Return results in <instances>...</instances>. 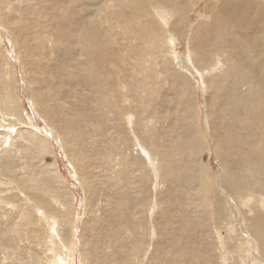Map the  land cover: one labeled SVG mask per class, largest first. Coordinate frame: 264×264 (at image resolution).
<instances>
[{
	"label": "rangeland",
	"instance_id": "obj_1",
	"mask_svg": "<svg viewBox=\"0 0 264 264\" xmlns=\"http://www.w3.org/2000/svg\"><path fill=\"white\" fill-rule=\"evenodd\" d=\"M175 1L143 0L131 19L134 0H0V97L5 84L18 114L0 103V167L13 173L0 176V264H264L248 211L264 207L244 102L254 74L232 42L244 37L225 0ZM249 1L226 10L242 27ZM228 171L241 172L240 200L223 197ZM205 175L229 208L220 229ZM219 237L240 249L226 263Z\"/></svg>",
	"mask_w": 264,
	"mask_h": 264
},
{
	"label": "bare ground",
	"instance_id": "obj_2",
	"mask_svg": "<svg viewBox=\"0 0 264 264\" xmlns=\"http://www.w3.org/2000/svg\"><path fill=\"white\" fill-rule=\"evenodd\" d=\"M143 0H134L133 4L131 5L129 9V15L131 16V19L133 18H136L137 16L141 15L140 14V10L143 9V7L145 5H142L141 2ZM147 1V4L149 5L152 1H153V4H155V2H164L165 0H146ZM177 1V0H176ZM175 1V2H176ZM189 1V0H188ZM232 0H225L224 1V4L222 5V8H220V10H223L224 14H225V18H226V21L227 22H230L232 20L233 22V27L236 28V34H240L241 37H244L243 38V46L241 47V49H239V44L238 42H236L234 39H233V43H234V46H236V44L238 45V50H235L238 51L240 54L243 53V51H247L248 54H249V63H247V67L250 68V70L252 71V75L254 74V77H253V80L251 81V84L254 83L255 84V92H251L250 91V95L247 96L246 98H244V102L246 104L249 103V99H251L252 101H254V104L252 106V109L250 108V106L247 107V116H251L252 118V123L250 124L251 126V129H252V125L255 126V137H254V132L252 133L251 136L248 135V138H249V142H252V144L255 143L256 145V148L258 147V151L261 153L264 154V38H261V39H258V35L259 33H263L264 35V0H256L257 2L254 4L256 5V9L255 11L253 12V16L249 17V16H246V18H251L250 19V23H247L248 26H243L242 27V24H244V19L243 20H237L239 19L236 18V14L233 15L232 13H228L226 12L227 8H230L232 10H235L236 9V6L233 7V6H229L228 3H230ZM235 1V0H233ZM243 2L242 3H239V5H242V4H246L247 5V2L249 0H242ZM252 1V0H251ZM250 3V1H249ZM248 3V8H252L253 6H251V3L249 4ZM161 4V3H160ZM159 4V5H160ZM171 4V3H170ZM178 3L176 2V6H179L177 5ZM237 5V3H234ZM165 5V4H164ZM192 5V4H191ZM250 5V6H249ZM162 6V5H161ZM122 7V6H121ZM168 8V5L166 6ZM242 7V6H241ZM170 8V7H169ZM176 8V7H174ZM181 8V7H180ZM246 9L247 10H252V9ZM164 9V7H163ZM241 9V8H240ZM243 9V8H242ZM237 10V9H236ZM236 10L234 12H236ZM239 10V9H238ZM120 11V10H119ZM124 9H122V11H120L121 13H123ZM170 11V10H169ZM245 10L244 12L247 13ZM175 14H176V11H174ZM185 12V11H184ZM222 12V11H221ZM241 13V12H240ZM124 14V13H123ZM249 14V15H250ZM180 15V16H179ZM178 16V19L176 21V23H173L171 24V32L172 33H175L176 31H178V22L180 21V19L182 20V18H184V14H183V11H181V13L179 14ZM218 15V14H217ZM241 16H244L241 15ZM220 17V16H219ZM245 17V16H244ZM173 18V17H172ZM234 18V20H233ZM243 18V17H242ZM241 19V18H240ZM237 20V21H236ZM255 21V22H252V21ZM259 22H262L259 23ZM182 23V22H181ZM231 25V24H230ZM256 25H259L258 27ZM261 29V30H259ZM263 29V30H262ZM232 31V28L230 29ZM255 30V31H254ZM238 36V37H240ZM237 39V37H235ZM85 39L86 41H89V44H95L96 47L101 51L102 54H108V50L105 48V47H102L101 43L102 41L100 39L96 40L95 36L93 34H91L90 32L87 33L85 35ZM63 44H65L68 39L65 38L64 35H61L59 36V39L57 40ZM193 41V39H191L190 43ZM239 41V39H238ZM240 43H242L241 41H239ZM233 46V47H234ZM58 47V46H57ZM58 49V48H57ZM62 49V48H61ZM60 50V49H59ZM90 56V55H89ZM91 57V56H90ZM93 58V57H92ZM94 59V58H93ZM96 60V59H95ZM94 61V60H93ZM108 61V60H107ZM14 62V61H13ZM93 63V62H92ZM94 64V63H93ZM92 64V65H93ZM96 64V63H95ZM95 66V65H94ZM238 66L241 68V66H244V64L242 62H239L238 63ZM245 67V66H244ZM245 67V68H247ZM243 68V67H242ZM249 70V69H248ZM250 72V71H249ZM203 73V72H202ZM3 74V73H2ZM249 74V73H248ZM100 75V74H99ZM104 78V77H102ZM8 85V83H7ZM252 86V85H251ZM8 87L3 84L1 90H2V97H0V103L4 106L3 110L7 113H5L6 115H11V113H17L15 112L14 110V103L13 101L9 98V95H8ZM141 89V88H139ZM4 90V91H3ZM142 90V89H141ZM249 90H251L249 88ZM254 90V89H253ZM143 91V90H142ZM253 93V94H252ZM252 94V96H251ZM1 95V94H0ZM36 95V94H35ZM15 97V96H14ZM249 98V99H248ZM145 101V100H144ZM146 102V101H145ZM149 102V101H148ZM143 103V102H142ZM235 104V106L233 107V109L231 110V114H229V117L227 118V121L228 123L231 122L232 123V126H234L236 124V117H235V113H238V108L240 107L241 108V104H242V101L241 99L239 101H237L236 103H233ZM18 108V107H16ZM151 108V106H150ZM235 108V109H234ZM47 108L45 109V112H46ZM244 111V110H242ZM48 112V111H47ZM18 115V114H16ZM44 115V114H43ZM48 115H50V112L48 113ZM206 115H208L209 119L212 118L211 115H210V112L207 111L206 112ZM51 116V119H52V114L50 115ZM45 117V116H44ZM156 117V116H155ZM215 118L216 116L214 117V119L210 120L212 121V123H214L215 121ZM150 119V118H149ZM53 120V119H52ZM48 121V120H47ZM154 121V120H153ZM156 121V120H155ZM2 124V123H0ZM12 124V123H10ZM52 124V123H51ZM49 126V124H48ZM50 127V126H49ZM53 129V128H52ZM211 130L208 132L210 133V137L212 140V133H214V131L212 130V128H210ZM248 130H250V128L248 127ZM52 131V130H51ZM251 131V130H250ZM53 132V131H52ZM51 132V133H52ZM57 133V132H56ZM231 133V131L229 132ZM59 137V136H58ZM181 140V139H180ZM166 141V140H165ZM178 141V140H177ZM258 141V142H257ZM156 142V141H155ZM174 142V141H173ZM138 144V143H137ZM192 144V141L190 140H187V146L188 145H191ZM223 145H226V144H223ZM214 146V145H213ZM183 147V146H182ZM138 148V147H137ZM185 148V147H184ZM222 149V147H220L218 150L220 151ZM148 150V149H147ZM150 156V155H149ZM148 156V157H149ZM150 158V157H149ZM155 158V157H154ZM152 160V158H150ZM156 159H157V156H156ZM43 161V160H42ZM148 161V160H147ZM150 161V160H149ZM154 161V160H153ZM152 162V161H151ZM155 162V161H154ZM156 167V166H155ZM5 168V169H4ZM0 167V176H3L5 178H10V177H13L12 176V170L11 168L9 167ZM160 169V168H159ZM157 170V169H156ZM159 171V170H158ZM229 172V171H228ZM241 173V172H240ZM240 173L237 174V178L235 179H232V177H234V175L232 173L229 172V177L230 178H226L222 183H221V192L224 194L223 197L224 198H227L228 200H230L231 198L235 199V200H240L242 198V196L244 195V192H243V187L242 185L239 183V175ZM158 175V174H156ZM20 176V175H19ZM159 176V175H158ZM157 176V177H158ZM232 176V177H231ZM160 177V176H159ZM205 178V184L207 185L208 187V192L211 193V197L209 199V202L206 204L210 209H212V219H213V222L218 225L219 229H220V225H222V223L225 221V219L228 217L229 218V215H230V212H229V208H227V204L226 202L219 197V193L217 191V188L219 185L215 184L214 187H213V182L211 180V178L207 175L204 176ZM163 180V179H162ZM1 182V180H0ZM6 183V181L4 182ZM177 183V182H176ZM254 183V182H253ZM7 184V183H6ZM24 184V183H23ZM25 185V184H24ZM175 189V188H174ZM27 190H29L27 188ZM36 193V192H35ZM16 194V193H15ZM34 197V196H33ZM31 200V199H30ZM261 200H264V197L262 196L261 197ZM32 202V201H31ZM30 202V203H31ZM36 204H37V201H36ZM31 206V205H30ZM206 206V208H207ZM35 207V206H34ZM254 206H251V210H248L249 212L250 211H253L254 215L252 217L251 215V223H252V227H253V230L254 232H258V231H263L264 230V224L261 225V226H257V221H259L261 218L264 217V207H260L262 210L258 211L257 210V207L256 208H252ZM35 209V208H34ZM37 209V208H36ZM209 211V210H208ZM207 211V212H208ZM211 212V211H209ZM210 215V214H209ZM246 217H249V216H246ZM249 221V220H248ZM196 226V225H195ZM19 227V226H18ZM24 228V227H23ZM217 228V229H218ZM25 229V228H24ZM33 229V228H32ZM31 230V229H30ZM34 230V229H33ZM35 231V230H34ZM33 231V232H34ZM15 232V231H14ZM32 232V233H33ZM17 233V232H16ZM28 233V232H27ZM30 233V232H29ZM28 233V234H29ZM18 235H19V232H18ZM218 236V235H217ZM219 240H221V237H219ZM222 244H220L221 246V255H222V258L224 260V262H228L227 261V256H229L228 254L230 252L233 253V251L236 250L237 253H239V248H237L236 246H233V248H230L229 249V253L227 252V246L225 244V242L223 240H221ZM263 243H264V239H263ZM2 244V243H1ZM0 244V245H1ZM236 244V243H235ZM256 244V239H253V245L255 246ZM10 245V244H8ZM7 245V247H8ZM229 245V244H227ZM237 245V244H236ZM11 246V245H10ZM5 247V246H3ZM9 248V247H8ZM11 249V248H10ZM231 254V253H230ZM238 256V255H237ZM236 256V257H237ZM231 257V256H230ZM239 257V256H238ZM221 258V257H220ZM232 258H233V255H232ZM231 259V258H229ZM233 260H237L236 258ZM231 260V261H233ZM230 261V260H229ZM234 262V261H233ZM232 262V264H233ZM237 262H239V260H237ZM230 263V262H229ZM227 263V264H229Z\"/></svg>",
	"mask_w": 264,
	"mask_h": 264
}]
</instances>
